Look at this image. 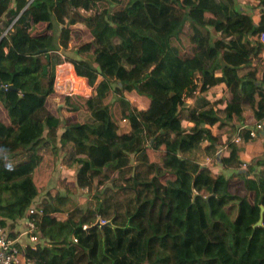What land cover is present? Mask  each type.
<instances>
[{"label": "trees", "instance_id": "1", "mask_svg": "<svg viewBox=\"0 0 264 264\" xmlns=\"http://www.w3.org/2000/svg\"><path fill=\"white\" fill-rule=\"evenodd\" d=\"M236 2L244 0H103L93 13L96 0H0V36L10 23L19 35L31 22H50V12L63 35L76 22L90 28L101 71L115 84L110 104L95 95L88 111L69 108L74 117L58 141L19 140L16 124L4 136L0 124V228L22 217L42 238L23 249L21 264H264V132L252 139L247 129L264 124L256 39L264 0L246 2L257 26ZM34 55L0 40L6 107L17 92L56 97L52 63ZM59 123L47 104L28 118L52 136ZM55 151L62 166L76 167L77 187L96 193L94 204L84 209L51 189L31 208ZM19 154L26 157L12 163ZM98 220L111 226L95 227Z\"/></svg>", "mask_w": 264, "mask_h": 264}, {"label": "crops", "instance_id": "2", "mask_svg": "<svg viewBox=\"0 0 264 264\" xmlns=\"http://www.w3.org/2000/svg\"><path fill=\"white\" fill-rule=\"evenodd\" d=\"M100 2H102L103 5V0H96V3L89 11L93 13L98 11L102 6L99 4ZM246 2L247 0L239 3L236 2L237 13L244 15L245 18H250L253 20L252 23L257 26L259 20L256 19L257 16L256 13H254L257 11H253L250 7H248ZM14 5L15 4L13 3L11 7ZM113 10L116 11L117 9L114 8ZM50 16L52 19L50 22H31L30 26L27 27L26 32H20L19 35L18 33H14L13 28H11L13 23H10L2 32L0 40L5 38L8 41L9 46L16 49L20 54H35L34 56H37L42 60H49L52 63L50 75H53V78L54 66L57 62L62 59L72 62L80 75L86 76L87 78H99L101 86L98 90L99 92H96V95L102 99L104 104L108 105L113 102L115 93L113 97V94H109L108 90L115 88V84H112L109 80H107L101 71V66L98 64L97 53L94 46V38L90 34V28L84 26L81 22H76L70 25L69 36L63 35L65 25L57 20L56 14L51 15L50 12ZM9 18L10 16L4 15L2 17V21L7 22ZM16 20L17 18L14 19V21ZM214 37L216 38L215 34H212V38ZM3 88L6 92L7 88ZM104 88L108 89L104 90ZM60 97L61 96L56 94V97L52 101L46 102L43 97L24 95L17 92L14 96H9L10 99L8 100V107L0 101V124L3 125L1 135L6 134L9 129L16 124L18 125L19 130V133L16 135L19 140L25 142H32L34 140L43 141L49 139L58 141L65 130L67 122L72 121L74 117V113L71 112V109L69 108H75L86 112L88 111L90 105L89 102H83L81 106H78L76 102L73 103V100L70 99L68 102L61 101ZM46 104L49 108L56 110L60 120L56 136L54 134V136L51 135L52 130L47 126H43V129L38 130L28 124V118L30 115L38 111ZM263 132L264 129L259 132V134H262ZM261 136L264 137V134ZM55 152L58 153V151ZM23 157H26V154H19L11 162L14 163ZM61 158L62 156L58 153L55 169L47 185L51 187L50 189H58V185L64 187L66 184H74V186L77 187L75 180L76 167L62 166ZM67 176L73 178L71 183L67 182ZM60 196L65 199H69L63 194H60ZM26 225L27 219L21 217L15 223L9 222L7 226L8 233L10 231L17 234L15 239L21 250L29 245V233Z\"/></svg>", "mask_w": 264, "mask_h": 264}, {"label": "built area", "instance_id": "3", "mask_svg": "<svg viewBox=\"0 0 264 264\" xmlns=\"http://www.w3.org/2000/svg\"><path fill=\"white\" fill-rule=\"evenodd\" d=\"M256 39L264 49V32L259 33ZM3 53H8V48L6 46L3 47ZM100 86L101 83L99 78H96L94 82L91 83L86 76H82L78 73L76 67L70 61L62 60L54 66L53 89L58 95H73L89 102L96 95ZM245 128V126H241L237 130L241 131ZM247 129L249 130L250 137L255 139L259 137V132L264 129V124L262 122H257L254 126H250ZM238 138L239 136L236 134L232 141H238ZM223 150L224 149H218L216 155L218 156ZM207 161H209V159ZM100 223L106 224L103 220H100ZM28 233L29 245L25 248L35 250L37 244L42 242V238L36 233V228L31 223H29ZM74 242H77L76 239H74ZM22 261L25 263L26 259L16 239L10 238L8 232L0 228V264H21Z\"/></svg>", "mask_w": 264, "mask_h": 264}, {"label": "rangeland", "instance_id": "4", "mask_svg": "<svg viewBox=\"0 0 264 264\" xmlns=\"http://www.w3.org/2000/svg\"><path fill=\"white\" fill-rule=\"evenodd\" d=\"M121 2H126L127 0H120ZM99 4H101L102 5V2H100ZM112 8L114 9H119L120 8V5H112ZM62 60H65V59H62ZM61 60V61H62ZM61 61H59V62H61ZM68 61V60H67ZM59 62H57V64L59 63ZM260 68H264V64H259L258 65ZM196 75H194V74H192L191 75V77H195ZM106 89H108V88H104V90H106ZM99 92V91H98ZM108 92H109V94H113V97H114V89L113 88H111V89H109L108 90ZM58 95V94H57ZM59 96H64V97H68V100H73V103H75L76 102V104H78V106H81V104L83 103V102H86L84 99H81V98H78V97H76V96H73V95H70V96H67V95H59ZM185 103L187 104V103H190V102H187V99H185ZM81 111V110H80ZM121 132L123 133V132H126L127 130H128V128H127V126L125 125L124 126V124L123 125H121ZM201 162H204V161H201ZM221 168V167H220ZM222 169V168H221ZM230 172H227V174H229ZM230 175V174H229ZM73 178L71 177L70 178V176H67V182H70L71 183V180H72ZM51 187H49L48 185H47V187H46V189H45V191L44 192H42L35 200H34V202L31 204V208H34L37 204H39L40 203V201L41 200H43L44 199V197H46L47 196V193L51 190L50 189ZM57 188L59 189V193L60 194H63V195H65L67 198H69L70 199V201L71 202H73V203H78L79 204V206H81L82 208H84V209H86L87 208V206H88V203H95V201H96V193L94 192V193H90V192H88V191H86V190H82V189H79L78 187H75L74 186V184H71V185H67L66 184V186H57ZM99 188H101V186H99ZM233 188H234V185H233ZM49 194V193H48ZM83 200H85L86 202H83ZM249 210L247 209V212H248Z\"/></svg>", "mask_w": 264, "mask_h": 264}, {"label": "water", "instance_id": "5", "mask_svg": "<svg viewBox=\"0 0 264 264\" xmlns=\"http://www.w3.org/2000/svg\"><path fill=\"white\" fill-rule=\"evenodd\" d=\"M195 197H196V195H194V197H193V201H194ZM205 200L207 201L208 199L205 198ZM262 215H263V208H261V211H260V218H259V221L256 223V226H262ZM106 226H111V223L108 222V223H106V224H101V223H100V220H98V221L95 223V227H98V228H100V229H103V228L106 227Z\"/></svg>", "mask_w": 264, "mask_h": 264}]
</instances>
